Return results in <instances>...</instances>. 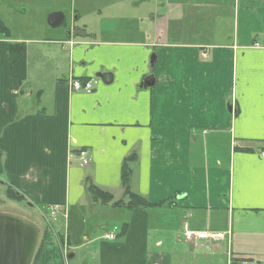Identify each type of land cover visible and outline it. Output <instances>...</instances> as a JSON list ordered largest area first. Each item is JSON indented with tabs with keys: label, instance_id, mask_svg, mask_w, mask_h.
I'll use <instances>...</instances> for the list:
<instances>
[{
	"label": "crops",
	"instance_id": "obj_1",
	"mask_svg": "<svg viewBox=\"0 0 264 264\" xmlns=\"http://www.w3.org/2000/svg\"><path fill=\"white\" fill-rule=\"evenodd\" d=\"M59 1L0 0L9 29L0 35V184L30 204L64 208L74 259L85 248L96 264H171L177 241L232 253L231 264H264V0H231L227 13L204 12L208 0H125L130 17L107 30L104 5ZM31 11L37 21L22 23ZM54 11L65 14L58 27L48 24ZM71 77L93 90L75 91ZM129 158L130 189L165 203L125 212L92 199L89 182L124 195ZM107 210L126 215L122 240L106 238L118 226L103 222ZM186 228L227 236L189 243ZM48 247L51 263L64 264L52 233Z\"/></svg>",
	"mask_w": 264,
	"mask_h": 264
},
{
	"label": "rangeland",
	"instance_id": "obj_2",
	"mask_svg": "<svg viewBox=\"0 0 264 264\" xmlns=\"http://www.w3.org/2000/svg\"><path fill=\"white\" fill-rule=\"evenodd\" d=\"M25 2V5H30V2H26L27 0H10V6L11 8H15L17 5L20 6V3ZM57 2L59 0H56ZM104 0H70L68 3L69 5H72L73 7L77 6H83L87 11H90L91 9L95 7H104L109 10L110 12H106L109 17H107L104 22L102 23V26L104 27L103 30L107 29H114L116 26L117 27H123V24L121 20L118 19V17H130L131 13L126 12L125 8L129 10L128 6V1L125 0H115L114 2L107 3L108 0H105L108 4L105 5L103 3ZM110 1V0H109ZM152 1V0H151ZM60 2V1H59ZM210 5V6H209ZM145 6L149 7V3L145 4ZM152 6V5H151ZM50 7V6H48ZM156 7V6H155ZM232 7V2L231 0H208L207 2L204 3V6L202 7L204 12H214L217 11V13H227L228 10ZM84 9V10H85ZM217 9V10H216ZM118 10H124L123 12H117ZM47 12V10L45 9ZM37 11H31L24 22L22 23H28L32 22L34 20L37 21ZM13 17L14 22H19L20 20L18 19V15L16 13H11ZM225 15H219L218 16V23L219 22H224L223 25H225L228 22V19H224ZM206 17V16H204ZM214 18V17H210ZM89 21L94 20V15H89L88 16ZM204 19V18H203ZM207 20L208 19H204ZM145 22H149V20L146 18ZM46 23V21H44ZM95 23V22H94ZM21 24V21H20ZM47 24V23H46ZM71 20H70V14H67V20H66V25H70ZM216 25V24H215ZM220 25V24H219ZM63 26V27H64ZM217 26V25H216ZM221 26V25H220ZM49 28V27H47ZM223 28V27H221ZM202 29L204 31L205 26H202ZM47 30H52V29H47ZM40 35V31H33V35ZM9 188L6 189V187L2 186L0 184V211H7V212H12L16 214L23 215L25 217H28L29 219L35 221L38 223L42 229V237H41V242L39 245V253L34 261V264H52L51 262L54 261L53 259L51 261V255L48 254L49 247L48 244L50 242V234H53V240L57 243V246L60 249L61 253V258H59L61 261H63L64 264H96L97 261V255L93 257V252H91L88 249L83 248V252L78 253L77 255L75 254L76 258L73 260L67 258L68 252L73 248L70 247L69 240L67 239L66 236V230H65V212L64 208L58 209V210H52L48 206L47 207H42V206H37L30 204L27 199L23 198L22 200L18 201L14 198H11L9 195ZM100 209L102 207H99ZM98 208V209H99ZM112 209H119V208H114L111 207ZM103 209V208H102ZM125 212H128V210H124ZM105 212V210H103ZM106 214L109 216H105L104 221L108 227H112L114 224L118 225V229L120 230V225L122 222L126 220V215L125 214H120L115 211V214L112 215L108 210L106 211ZM104 214L99 212L98 216L103 217ZM184 221L179 220V224L182 225ZM185 233V232H184ZM226 233V232H225ZM101 236V234L99 233ZM227 236V233H226ZM107 238V237H106ZM110 241H115V240H122L123 238H115V239H110L107 238ZM226 240V238H225ZM189 243H196L195 241H188ZM99 243V240H98ZM96 244L95 250L98 249L99 244ZM176 242L173 243V245L170 247V249L166 252L169 255H171V264H231V261L229 260L230 257L232 256V253H224L222 256H217L215 257V254L210 253L209 250L207 249H196L191 250L188 245H182V244H176ZM203 244V243H198V245ZM205 244V243H204ZM210 244V243H208ZM224 248V245H223ZM222 250H225L223 249ZM161 249H166V246ZM211 249V247H210ZM229 250V249H227ZM44 252V254H42ZM194 252V253H193ZM197 254V257L193 259L194 255ZM57 260V259H56ZM182 260V261H181ZM181 261V262H180ZM49 262V263H48ZM255 263V262H250ZM233 264V262H232ZM239 264H245V260L241 261Z\"/></svg>",
	"mask_w": 264,
	"mask_h": 264
},
{
	"label": "water",
	"instance_id": "obj_3",
	"mask_svg": "<svg viewBox=\"0 0 264 264\" xmlns=\"http://www.w3.org/2000/svg\"><path fill=\"white\" fill-rule=\"evenodd\" d=\"M65 14L54 11L48 16V24L58 27L63 24ZM106 83L113 80L111 73L100 74ZM154 77L143 79L144 86H152ZM42 229L38 223L20 214L0 211V264H32L40 244ZM69 259L73 253L67 255Z\"/></svg>",
	"mask_w": 264,
	"mask_h": 264
},
{
	"label": "trees",
	"instance_id": "obj_4",
	"mask_svg": "<svg viewBox=\"0 0 264 264\" xmlns=\"http://www.w3.org/2000/svg\"><path fill=\"white\" fill-rule=\"evenodd\" d=\"M8 34H9L8 26L2 20H0V35L8 36ZM131 159L132 158H129L123 165V183L125 185L124 195L119 199H115V197L110 192L102 190L101 188L96 187L92 182H89L87 184V190L91 194L92 199L95 202L101 203L103 205L110 204L111 207L123 208L128 211H131L136 207L150 208L153 206H160L163 203H165L163 201L159 203H151L148 200V198L130 189L132 170L128 163L131 161ZM9 194L11 198H14L18 201L23 199L21 194H18L12 189L9 190ZM127 229H128V221L125 220L120 225V230L119 233L117 234V238H124V236L127 233ZM39 250L40 249H38L35 255L34 261L39 253Z\"/></svg>",
	"mask_w": 264,
	"mask_h": 264
},
{
	"label": "built area",
	"instance_id": "obj_5",
	"mask_svg": "<svg viewBox=\"0 0 264 264\" xmlns=\"http://www.w3.org/2000/svg\"><path fill=\"white\" fill-rule=\"evenodd\" d=\"M202 55L204 57L208 56L207 51H203ZM69 84L75 91H84L91 92L93 90V84L91 80H82L81 78L72 77L69 79ZM78 157L81 159L83 165L90 163V157L85 149H81L77 153ZM52 210L61 209L60 204H53L49 206ZM118 228L115 227L113 231L109 232L106 237L110 239H115ZM184 238L186 241H207L210 243H219L226 238V233L219 230H185ZM251 262V261H250ZM249 261H246L245 264H250ZM252 264V263H251Z\"/></svg>",
	"mask_w": 264,
	"mask_h": 264
}]
</instances>
